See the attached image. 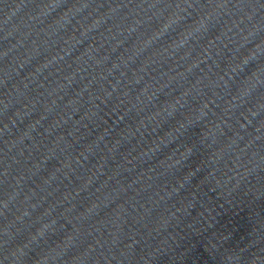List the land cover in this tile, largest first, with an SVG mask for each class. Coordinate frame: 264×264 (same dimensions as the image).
Here are the masks:
<instances>
[{
	"label": "water",
	"instance_id": "1",
	"mask_svg": "<svg viewBox=\"0 0 264 264\" xmlns=\"http://www.w3.org/2000/svg\"><path fill=\"white\" fill-rule=\"evenodd\" d=\"M0 264H264V0H0Z\"/></svg>",
	"mask_w": 264,
	"mask_h": 264
}]
</instances>
